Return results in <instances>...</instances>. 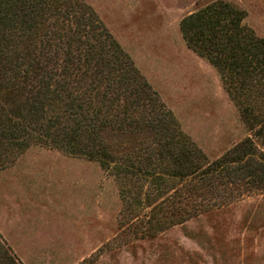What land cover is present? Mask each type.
<instances>
[{
  "label": "trees",
  "instance_id": "16d2710c",
  "mask_svg": "<svg viewBox=\"0 0 264 264\" xmlns=\"http://www.w3.org/2000/svg\"><path fill=\"white\" fill-rule=\"evenodd\" d=\"M244 18L215 0L179 22L246 131L210 159L84 0H0V161L32 144L96 161L119 183L137 239L264 197V36ZM0 264H20L2 239Z\"/></svg>",
  "mask_w": 264,
  "mask_h": 264
},
{
  "label": "rangeland",
  "instance_id": "374dc122",
  "mask_svg": "<svg viewBox=\"0 0 264 264\" xmlns=\"http://www.w3.org/2000/svg\"><path fill=\"white\" fill-rule=\"evenodd\" d=\"M84 1L210 159L245 137L216 70L179 30L215 0ZM227 1L264 36V0ZM12 152L0 161V240L20 264H264L261 195L137 239L119 183L96 161L39 144Z\"/></svg>",
  "mask_w": 264,
  "mask_h": 264
}]
</instances>
